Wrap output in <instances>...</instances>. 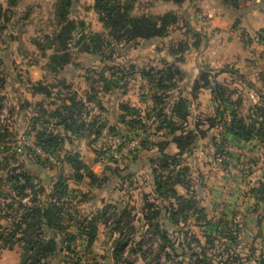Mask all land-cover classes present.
Wrapping results in <instances>:
<instances>
[{
	"label": "rangeland",
	"instance_id": "obj_1",
	"mask_svg": "<svg viewBox=\"0 0 264 264\" xmlns=\"http://www.w3.org/2000/svg\"><path fill=\"white\" fill-rule=\"evenodd\" d=\"M58 2L47 8L45 14L34 6L31 8L28 2L20 10H9V21H15L21 27L0 35V61L5 77L0 92V124L8 131L6 140L0 143V231L5 230L9 221L6 219L8 212L20 213L23 211L21 204L31 205L35 198L46 200L41 189L50 191L62 179L68 187L67 195L52 201L61 208L67 228L59 237L64 246L73 250L72 253L65 252L67 259H80L81 264H197V258H202V250L206 249L208 258L205 259L212 264H238L233 260L236 255L240 257V264L246 263L244 259L253 257L254 248L264 247V237L259 236L264 224V210L258 215L250 202L251 198L255 199L253 189L264 168V151L258 156L253 153L255 147L260 149L261 145H251L246 153L244 146L228 139L227 148L232 155L220 158L211 137L198 134L195 146L180 157V163L164 171L160 169L159 147L164 146L172 155L179 151L167 129L158 131L156 124L146 121V128L133 130L120 120V116L127 113L122 111V104L140 110L144 116L153 103L150 82L143 79L140 72L133 74L131 65L136 71L149 70L164 67L165 61L176 62L182 73V77H177L178 88L170 93L169 105L177 91L183 92L189 100L191 115L182 130H195L199 120L215 114L218 102L213 91L206 87L194 88L201 71L210 66L197 60L196 47L191 51L188 46L179 53L177 56L183 59L180 62L174 55L181 43H189L185 5L136 0L137 13L162 15L178 9V23L164 38L117 46L113 52L106 46L103 53L110 55L106 60L84 52L83 43L77 45L78 37H74L71 63L56 73L48 64L59 45L58 41H53L59 29ZM244 2L241 0V5ZM94 3L95 0L77 1L80 10H75V16L84 21L88 38L84 42L90 40L93 32H106V29L102 30ZM190 35L194 45L201 41L195 34ZM241 37L246 41L245 35ZM111 66H119L122 72L111 77ZM215 75L217 77L210 78L213 85L222 84L223 78ZM224 77L229 87L236 90L232 99L243 100L240 112L245 116L253 112L250 109L260 99L251 87L254 85L255 89L264 91V79L257 75L248 82L245 75L241 79L228 74ZM111 79L118 87L113 86ZM38 82L51 86L52 94L35 93L34 85ZM107 87L111 89L106 90ZM73 94L85 103L82 121L69 131L54 127V120L47 124L50 131L65 136V146L44 149L35 139L36 129L42 128L48 119L44 111L57 109ZM37 118L40 120L35 127L33 121ZM104 123L106 126L99 130L102 133L97 135L96 129H101ZM113 126L116 130L110 133L108 129ZM69 152L80 155L84 165L80 170L81 179L65 160ZM173 168L175 172L172 173ZM235 168L239 175H235ZM24 171L33 175L34 188L29 190L28 196L21 198L9 176ZM169 176L172 180L177 177L182 180V184L174 187L185 201L157 194V181ZM8 203L14 204L10 210L6 207ZM153 204L157 207L149 206ZM173 211L178 215L173 216ZM92 220L97 232L94 242L89 245L81 226L91 231L88 226ZM157 224L168 232L170 241L163 240L155 230ZM253 229L257 233H252ZM209 235L214 239L213 244L208 243ZM257 236L260 238L256 239ZM19 237L15 239L13 249L19 251L21 258L24 246ZM123 242L118 260L115 250ZM9 246L0 242V255Z\"/></svg>",
	"mask_w": 264,
	"mask_h": 264
},
{
	"label": "trees",
	"instance_id": "obj_2",
	"mask_svg": "<svg viewBox=\"0 0 264 264\" xmlns=\"http://www.w3.org/2000/svg\"><path fill=\"white\" fill-rule=\"evenodd\" d=\"M8 6H14L16 0H6ZM78 0H59L56 10V18L58 20L59 29L56 33L54 43L58 41L59 45L57 50L49 58L48 66L53 69V72L58 73L68 67L71 63L70 50L73 48V39L78 37L77 45L83 43V51L93 55H98L104 60L109 59L110 55H104V48L107 46L111 48V52L115 51L117 46H128L136 44L139 41H149L158 38H164L169 34L170 28L178 23L179 15L174 10H168L165 13L153 14V13H137L136 0H95L94 9L99 16V20L106 29V32H93L91 33L90 40L85 35V23L82 19L75 16V10ZM169 2L174 5H180L190 0H150V2ZM225 4L232 7H239V0H224ZM9 9L4 8L0 0V35L7 32L6 24L10 18L8 16ZM187 26V25H186ZM91 42V44H90ZM189 43H181V48L174 52V55L184 52ZM183 59L177 56L176 61L180 62ZM119 66L109 67L111 77H116L122 72ZM2 68V62L0 61V92L5 83L4 70ZM136 67L131 65L133 74L140 72L143 79H147L151 84L152 95L151 99L153 103L148 106L147 112L144 116L141 115L140 110L130 107L128 104H122V111L127 112L120 116L121 122H123L128 128L137 130L138 128H146L147 122L152 125L156 124L157 130L167 129L168 134L172 136V142H174L179 151L172 155L169 154L164 146L159 147V163L160 169L167 171L172 165H178L184 153L195 146L194 142L198 134L200 137H211L216 150L217 156L220 158L229 157L232 153L228 150V138L227 135H232L238 141H253L256 140L264 149V92L259 91L258 96L260 102L253 106L250 114L247 116L240 112L243 100L241 98L232 99V95L236 93V90H232L229 85L222 80L221 83L213 85L211 77H217L210 68L206 71H201L199 78L196 80L194 88L200 90L202 87L209 88L216 96V102H218L216 112L214 115L208 116L205 120H199L195 124V130L185 131L182 130L189 121L190 107L189 100L183 95V92L177 91L173 102L169 105L170 93L178 88L177 77H182L179 65L176 62L169 63L164 62L162 68H151L146 70L141 68L138 71ZM124 71V70H123ZM181 73V74H180ZM125 74V73H124ZM124 76V75H123ZM121 76L120 78H123ZM243 78V76H241ZM114 87H118L116 81L111 79ZM212 85V86H211ZM214 86V87H213ZM111 88H106L110 90ZM231 89V90H229ZM34 92L37 94H43L50 96L51 86L44 85L42 82H38L34 85ZM94 98V97H93ZM85 103L82 99H78L77 94H73L67 97L66 101L58 106L57 109L44 111V115L47 116L44 126L36 129L35 139L36 142L44 149H56L63 148L65 145L64 135L57 134L50 131L47 124L53 120L54 127L63 128L66 131L74 130L77 122L82 121V114L84 113ZM1 108V106H0ZM40 119H34L33 123L36 127ZM147 121V122H146ZM206 124V125H205ZM84 128L85 123L81 124ZM95 126V122L92 123V127ZM106 126L104 123L101 129H96V134L102 133V128ZM80 129V125L77 126ZM110 133L116 130V126L108 129ZM198 131V133L196 132ZM212 132V135L210 134ZM8 131H4L0 124V143L4 142L7 138ZM79 153L72 155L70 152L66 154L65 160L74 168L77 172V177L82 178L80 173L83 162L79 159ZM224 163L227 164L226 161ZM175 172V168L171 170ZM13 181L14 190L18 192L19 197H26L29 195V190L34 188V177L30 172L24 171L23 173H13L9 176ZM171 178V179H170ZM171 180V181H170ZM182 184V180L173 179L169 176L166 179L157 181L156 192L160 197L168 195L173 197L177 201L183 202L186 199L178 193L175 189V184ZM41 192L45 195L46 200L35 198L31 205L21 204L23 211L20 213H7V225L5 230L0 231V242H4L5 245H10L9 249L14 248L15 239L20 235L19 240L23 243L24 250L21 256L20 264H81L80 259H74L65 257V252L72 253L73 250L70 246H64V241L60 239V234L67 231L63 222V216L61 208H59L53 199L60 200L63 196L67 195L68 187L64 183V180L59 179L50 189L46 191L45 188L41 189ZM255 195L256 205L254 206V212L260 215V204H264V173L260 178L258 185L253 189ZM13 203L6 205L7 210L13 208ZM150 207H157V204L149 205ZM264 209V208H263ZM167 210V209H166ZM158 210L157 214L160 213ZM184 212V210H182ZM177 211H173V216H177ZM82 233L88 238L89 245H92L96 238L97 227L94 220L90 221L89 226L91 231L87 230L86 226H81ZM9 228V229H8ZM155 230L161 235L163 240L170 241L168 232L161 229L157 224ZM9 232V233H7ZM214 240V239H213ZM211 235L208 236V243L213 244ZM125 242V241H124ZM123 243L117 245L115 250V257L119 260L121 255V246ZM200 244V242L197 240ZM29 254V255H28ZM202 258H197V264H212L207 261V251L202 250ZM233 259L240 264L241 260L238 255ZM257 264H264V250L257 260Z\"/></svg>",
	"mask_w": 264,
	"mask_h": 264
},
{
	"label": "crops",
	"instance_id": "obj_3",
	"mask_svg": "<svg viewBox=\"0 0 264 264\" xmlns=\"http://www.w3.org/2000/svg\"><path fill=\"white\" fill-rule=\"evenodd\" d=\"M6 2V0H1L3 7L5 8L4 5H7L6 8L10 11L14 8L20 10L25 7L22 5L28 2L31 8L34 6L40 13H44L47 8L54 6L57 0H16V4L10 7ZM244 3V5H241V0H239V10H234L225 4L224 0H190L180 5H172H185L186 28L189 32L188 41L191 51H194L195 47L197 48L196 57L198 61L208 64L209 68L214 73L218 72L219 77L223 79H225L226 74L231 75V77L236 76L239 79H241V76L244 78L245 75L248 82H252L257 75L264 79V3L261 0H245ZM79 10L80 7L77 5L76 12H79ZM173 10L178 11L176 8ZM31 11L33 12V10ZM100 24L102 30H104L103 24L101 22ZM6 26L7 31L11 33L13 29L21 27L15 21H9ZM190 34H195L198 40H203L204 43L200 41L197 42L198 44L196 43L197 45H194L193 36ZM244 35L246 41L241 37H244ZM251 89L255 90L256 95L259 91H263L255 89L254 85ZM227 138L231 139L233 143L244 146L246 153L247 148L253 146V144H258L256 140L238 141L232 135H227ZM255 148L253 153L257 156L260 151H264L263 148L259 149L258 146ZM235 172H237L235 175L240 174L237 168H235ZM263 173L264 168L260 172V178ZM250 202L252 205L254 204L253 207L256 205L255 199L251 198ZM260 206L261 211L264 210V204L261 203ZM252 233L257 232L253 229ZM259 236L264 237V224L261 226ZM259 236L256 239H259ZM251 241L254 243V239ZM262 250H264L262 246L254 248L253 257L244 259L246 263L243 264H257ZM20 260L19 251L16 249H8L0 255V264H20Z\"/></svg>",
	"mask_w": 264,
	"mask_h": 264
}]
</instances>
